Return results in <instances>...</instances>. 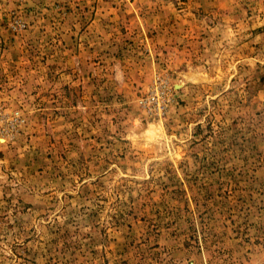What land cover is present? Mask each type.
<instances>
[{"label":"rangeland","instance_id":"obj_1","mask_svg":"<svg viewBox=\"0 0 264 264\" xmlns=\"http://www.w3.org/2000/svg\"><path fill=\"white\" fill-rule=\"evenodd\" d=\"M0 264H264V0H0Z\"/></svg>","mask_w":264,"mask_h":264}]
</instances>
